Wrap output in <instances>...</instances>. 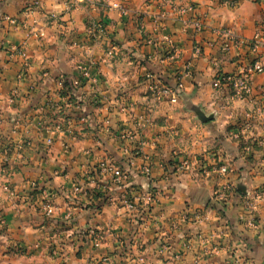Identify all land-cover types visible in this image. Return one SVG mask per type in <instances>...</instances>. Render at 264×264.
Wrapping results in <instances>:
<instances>
[{
    "label": "crops",
    "instance_id": "1",
    "mask_svg": "<svg viewBox=\"0 0 264 264\" xmlns=\"http://www.w3.org/2000/svg\"><path fill=\"white\" fill-rule=\"evenodd\" d=\"M260 31L264 0H0V264H264V73L213 87Z\"/></svg>",
    "mask_w": 264,
    "mask_h": 264
},
{
    "label": "built area",
    "instance_id": "2",
    "mask_svg": "<svg viewBox=\"0 0 264 264\" xmlns=\"http://www.w3.org/2000/svg\"><path fill=\"white\" fill-rule=\"evenodd\" d=\"M234 5L237 4V1L233 3ZM10 20V19H9ZM15 23V21H12ZM202 27L201 24H196V28L200 30ZM220 34L224 36V43L222 46V50L227 52L232 48L231 44L237 45L240 43V39L236 37L235 35L231 34L230 32L222 31ZM264 45V31H260L255 38L248 43V47L250 49V52L252 54L253 60L250 62L247 67H245L241 72H238L237 74H229V75H217L214 82L213 87L216 89H221L223 87H228L231 90V93L234 98L239 100H247L252 96L253 92V80L256 75L264 73V65L262 64V61L260 59V55L258 54L259 49ZM81 75L78 79H75L71 82L67 89V96L71 97L76 90H78L82 86L83 80H90L91 76L85 67H80ZM189 75V69L185 72V74L181 75L177 78V83L175 88H170L166 85H164L161 80L157 79L152 74L146 75V80L148 82L149 90L153 94L154 98L157 100H162L168 98L171 103H177L178 101V91L184 86L183 85V79L184 77ZM93 83H96V80L92 81ZM247 119H252L251 116H249ZM264 123V121H263ZM264 126V124H263ZM50 143V142H49ZM260 144H264V141L262 140ZM107 169V167H106ZM220 173L223 175H227V167L222 166L220 169H218ZM114 180L117 183H120L123 179H125L126 172H123L120 169L114 168L111 169ZM144 173L146 175H149L150 170L144 169ZM49 213L52 212V210H48ZM95 246L97 247L99 245L98 242L94 241Z\"/></svg>",
    "mask_w": 264,
    "mask_h": 264
},
{
    "label": "rangeland",
    "instance_id": "3",
    "mask_svg": "<svg viewBox=\"0 0 264 264\" xmlns=\"http://www.w3.org/2000/svg\"><path fill=\"white\" fill-rule=\"evenodd\" d=\"M147 168H148L149 170H151V168H150L149 165L145 167V169H147ZM105 169H106V167H105ZM227 172H228V168H227ZM126 174H127V173H126ZM221 174H222V173H221ZM125 177H126V175H125ZM141 202H142V203L136 204L134 201L129 200V201H128V204H127V207H128L130 210H134V209H136L137 206H138L139 209L142 211V213H147V212H149V209L151 208L152 204L155 202V199H154V197H152V196H147L146 198L143 197V199L141 200ZM96 242H98L99 245H98L97 247H96V246H95V247H96V248H99V247H100V243H101L100 239L97 238V239H96Z\"/></svg>",
    "mask_w": 264,
    "mask_h": 264
},
{
    "label": "trees",
    "instance_id": "4",
    "mask_svg": "<svg viewBox=\"0 0 264 264\" xmlns=\"http://www.w3.org/2000/svg\"><path fill=\"white\" fill-rule=\"evenodd\" d=\"M255 2L258 3V2H260V0H255ZM98 196H100V195H98Z\"/></svg>",
    "mask_w": 264,
    "mask_h": 264
}]
</instances>
